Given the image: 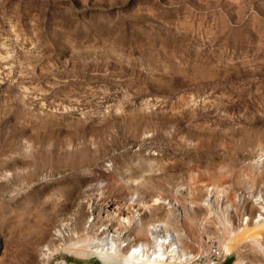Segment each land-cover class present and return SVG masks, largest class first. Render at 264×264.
I'll use <instances>...</instances> for the list:
<instances>
[{"label": "rangeland", "instance_id": "obj_1", "mask_svg": "<svg viewBox=\"0 0 264 264\" xmlns=\"http://www.w3.org/2000/svg\"><path fill=\"white\" fill-rule=\"evenodd\" d=\"M169 233L264 264V0H0V264Z\"/></svg>", "mask_w": 264, "mask_h": 264}, {"label": "bare ground", "instance_id": "obj_2", "mask_svg": "<svg viewBox=\"0 0 264 264\" xmlns=\"http://www.w3.org/2000/svg\"><path fill=\"white\" fill-rule=\"evenodd\" d=\"M260 225H263V222L252 229H256L255 231H257L259 230ZM154 229L155 231H158V227H155ZM174 236V234L172 235L169 233V236H166L165 239H161V241L156 236L151 237V241L155 247H153L154 249H152L149 243H142L131 248L126 254H124L125 252L121 253L122 250L120 249H122V246L120 247V245L116 243L115 238L109 237L103 241L101 240L102 244L100 246L97 245L99 247L96 246L97 248L94 250V253L104 264H114L113 262L117 256L121 257L119 264H186L193 260V256L195 255L185 258V253L183 256H179L178 250L172 242ZM223 254L224 246L221 255L223 256ZM177 256H179V259L176 261L175 259L178 258ZM182 257H184V259H182Z\"/></svg>", "mask_w": 264, "mask_h": 264}, {"label": "built area", "instance_id": "obj_3", "mask_svg": "<svg viewBox=\"0 0 264 264\" xmlns=\"http://www.w3.org/2000/svg\"><path fill=\"white\" fill-rule=\"evenodd\" d=\"M212 256H211V260H214V258H219L220 256H222V250L219 246H216L212 249V252H211Z\"/></svg>", "mask_w": 264, "mask_h": 264}]
</instances>
